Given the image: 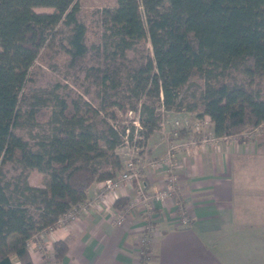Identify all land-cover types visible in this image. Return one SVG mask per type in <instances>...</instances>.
Returning <instances> with one entry per match:
<instances>
[{
  "label": "trees",
  "instance_id": "obj_1",
  "mask_svg": "<svg viewBox=\"0 0 264 264\" xmlns=\"http://www.w3.org/2000/svg\"><path fill=\"white\" fill-rule=\"evenodd\" d=\"M99 18L90 45L79 0H0V264H35L31 240L124 169L117 149L134 133L121 112H139L147 137L165 111L181 109L209 116L217 136L264 123V0H113ZM48 51L65 59L63 78L45 84L33 68ZM195 80L200 91L179 100ZM92 86L99 103L84 97ZM36 126L43 133H20ZM32 171L48 185L32 184ZM128 203L120 196L114 206ZM71 241L54 243L57 259Z\"/></svg>",
  "mask_w": 264,
  "mask_h": 264
},
{
  "label": "crops",
  "instance_id": "obj_2",
  "mask_svg": "<svg viewBox=\"0 0 264 264\" xmlns=\"http://www.w3.org/2000/svg\"><path fill=\"white\" fill-rule=\"evenodd\" d=\"M255 133L203 142L206 130L193 132L195 147L179 144L173 149L178 189L155 204L150 221L138 207L122 225L115 223V199L126 196L131 201L137 196L135 188L125 184L89 211L80 210L75 219L31 240L35 264H142L141 237L150 225L153 246L146 264H264V250L257 245L264 238L241 233L247 225H264L262 164L255 161L262 140ZM162 140L149 139L138 160L148 191L166 185L165 169L148 164L167 151L168 141ZM102 184L94 183L87 199L94 198ZM181 204L191 217L189 225L179 221ZM232 226L238 232L226 233ZM67 237H72L70 247L59 260L54 243Z\"/></svg>",
  "mask_w": 264,
  "mask_h": 264
},
{
  "label": "rangeland",
  "instance_id": "obj_3",
  "mask_svg": "<svg viewBox=\"0 0 264 264\" xmlns=\"http://www.w3.org/2000/svg\"><path fill=\"white\" fill-rule=\"evenodd\" d=\"M79 2L81 5V19L83 21H85L88 25L87 42L90 45L97 44L99 42L100 35L103 31L102 25L100 22V18H99V13L105 5H111L113 0H79ZM37 11H52V9H50V8H38ZM143 45L147 49L152 51V45H151L149 40L145 41L143 43ZM64 59H65V56L63 53H61V52L53 53V51H50V52L48 51L45 53V56H43L42 59L37 61L35 68H33V72L36 73L37 79L42 80L45 84H48V80L50 77H53L54 79L56 77L62 79L63 74H60V71H58V69H60V67H61L60 64L64 62L63 61ZM56 67H58V69H56ZM68 83H69L70 87H72L75 91H77V94H83V91H84L83 88L80 86V83H78V84L75 83L74 78L68 79ZM200 83L201 82L199 80H195L191 84H189L181 92L179 100H181L184 103L190 101L192 96L194 94H197L200 91V89H201ZM87 85H88V83H87ZM91 91L92 92L90 95L84 94V97L86 99H88L89 101H91L92 103H99V99L97 98L96 88H94L92 86ZM143 101L152 102L153 98H151L150 96H145L143 98ZM167 112L168 111H165L166 116L163 117L159 126L155 130H153L152 132L149 133L148 137L146 136L147 129L143 128L142 123L139 120V112H129L128 111V112H124V113L121 112L120 113L121 123H126L127 125H129V128L131 130H133V133H134L132 140H130L126 136L125 143H123L117 149V152L119 153V155L121 156V158L124 161V169L122 171H125L127 168L126 165L128 162V157L129 156L132 157L131 155H133V157L135 158V161L137 162L136 163L137 166L141 170L143 179L145 180L143 168L141 167V165H139L138 160L140 159L142 154H144L146 152L149 139L153 140L156 137H159V139H161V140L163 139V140L168 141L167 151L162 156H160L158 158L163 157L164 155H166V153H168V151L171 147L176 148L179 146V144L189 146L190 148L193 147V146H191L192 145L191 141H195V139H192L191 137H194L192 135L193 132H195L194 130H192L191 133L187 137H184V138H179V136H175L174 134H172V131L174 128V120L182 119V118H184V116L191 117L192 119L196 118V117L193 114L186 111L185 109H181V110H177V111L176 110L175 111H169L170 113H167ZM44 129L45 128H43L41 126H38V127L36 126L35 128H31V127L25 128L24 127L20 130V133L26 137H29L31 135L35 136V135H38L40 133H43ZM130 129L127 130V133L131 135L132 133H131ZM253 131L256 132L255 138L256 139L259 138L262 140L261 146H260V151H259L260 153L257 155V158L255 159V161L262 164V168H261L262 179L264 180V123L261 124L260 126L256 127V128H254V129H248V130H245L244 132H242L240 134L232 135V137H236L238 139H242L245 137L249 138V137H251L249 135ZM202 137H203V134H202ZM227 137H231V136H227ZM173 155H174V152H173ZM158 158H155V159H158ZM174 159H175V157H174ZM152 160H154V159H152ZM29 180L34 185L46 186V185H48V182H49V176L47 174H44V173L39 172V171H32V172H30ZM102 186H103V184H102ZM91 200L87 199L85 202L78 205V207H75L70 212H68L67 213L68 220L64 221V223H67L70 220L75 219L78 216L79 211L80 210L83 211V209H82L83 206H86V208H85L86 210H84V212L89 211V209L92 208L91 206H89ZM262 202L264 203V200H262ZM127 205L125 207H127ZM135 209H137V208H133L131 211L133 212V210H135ZM182 210L184 212L186 211V213L188 214V212L184 206H183ZM131 211L128 212V215H130L132 213ZM128 215H127V217H128ZM188 216H189V214H188ZM150 219H151V217L147 218L148 221H150ZM190 219H191V217H190ZM57 225H61V223H57ZM57 225H56V227H57ZM247 226L248 227H245L243 232H241L242 234L245 235V237H248L250 235H255V236L264 238V225L257 226V227L256 226L250 227L249 225H247ZM148 230L149 231L145 232L144 235H152L151 225H150ZM237 230H239L238 227H233V226L225 228L226 233L229 231L238 232ZM47 231H49V230H47ZM45 232L46 231H43L39 236H37L35 238H39ZM35 238H33V239H35ZM151 240H152V238H151ZM257 245L260 246L259 247L260 249L264 250V241L257 243ZM152 246H153V240H152ZM148 258H149V256H148Z\"/></svg>",
  "mask_w": 264,
  "mask_h": 264
},
{
  "label": "built area",
  "instance_id": "obj_4",
  "mask_svg": "<svg viewBox=\"0 0 264 264\" xmlns=\"http://www.w3.org/2000/svg\"><path fill=\"white\" fill-rule=\"evenodd\" d=\"M167 113H170L169 111ZM182 129H191L194 131H202L206 130L207 135L203 142H207L209 140L218 141L219 139H226L227 136H217L213 129V123L209 116H205L203 118H191L188 116H184L182 119L174 120V128L172 134L178 136ZM208 129V130H207ZM193 147L197 145L196 140L191 141ZM175 148V147H174ZM173 147H171L161 158L154 159L149 161V165L155 169H165L167 173L166 178V185L164 188L158 191H148L145 180L143 179L141 170L137 166V162L133 155L132 157H128V162L126 165V170L120 172L117 176L112 178H107L103 181V188L100 189L99 192L95 195L94 198L90 201L89 206H95L98 202L105 200L106 196L111 193L115 192L119 188H121L125 184H129L135 188L137 191V196L131 200L127 207L122 210H118L116 214L115 223L118 225H122L128 215L133 208L140 207L143 211H145L147 218L151 217L155 204L157 202H162L168 199L172 193L176 192L178 189V168L174 159L173 155ZM129 155V154H128ZM86 206H83L82 209H85ZM183 205L179 207V216H180V223L182 225H189L191 222L190 217L183 210ZM185 210V209H184ZM70 215V214H69ZM68 217L67 214L60 218L58 223L64 224V221H67ZM152 247V240L150 235H143L141 238V255L148 258L149 251ZM144 262H142L143 264Z\"/></svg>",
  "mask_w": 264,
  "mask_h": 264
}]
</instances>
